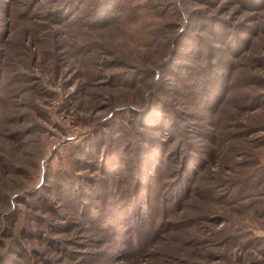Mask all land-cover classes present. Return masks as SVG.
I'll return each instance as SVG.
<instances>
[{"label":"rangeland","instance_id":"rangeland-1","mask_svg":"<svg viewBox=\"0 0 264 264\" xmlns=\"http://www.w3.org/2000/svg\"><path fill=\"white\" fill-rule=\"evenodd\" d=\"M0 264H264V0H0Z\"/></svg>","mask_w":264,"mask_h":264}]
</instances>
